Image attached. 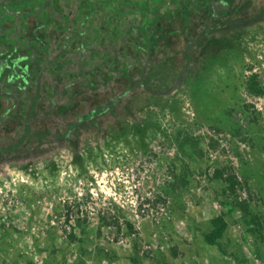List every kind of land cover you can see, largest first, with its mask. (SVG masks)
<instances>
[{"label": "rangeland", "instance_id": "rangeland-1", "mask_svg": "<svg viewBox=\"0 0 264 264\" xmlns=\"http://www.w3.org/2000/svg\"><path fill=\"white\" fill-rule=\"evenodd\" d=\"M43 67L36 135L115 103L0 167V264H264V0H0V140Z\"/></svg>", "mask_w": 264, "mask_h": 264}, {"label": "trees", "instance_id": "trees-1", "mask_svg": "<svg viewBox=\"0 0 264 264\" xmlns=\"http://www.w3.org/2000/svg\"><path fill=\"white\" fill-rule=\"evenodd\" d=\"M184 56L185 59L188 60L186 52L184 53ZM44 70L45 68L43 67L42 71L38 74L34 82V87L32 88L31 93L24 105L25 112L21 120L19 132L8 138L0 140V167L3 164L25 162L38 158L50 151L51 147L48 145H51L52 143L63 145L65 141H67L71 148L77 149L78 139L74 136L73 133L76 130H83L89 127L90 123L93 120L101 116L107 109L111 107L112 103H102L71 122H60L62 126L61 132L36 135L31 130V128L39 120L49 114L51 108L56 104L55 98H52L50 109L42 111L41 108H39L40 96L43 95V91H41V85ZM182 78L183 74L181 71L175 83L179 85ZM140 79V87L144 88L148 92L160 93L156 92L157 90L152 88L149 83L144 82L143 77H141ZM131 87L134 88L133 85ZM3 95L14 99V101L16 100V97L13 94L4 93ZM11 110L12 106L2 113V115L0 116V124L7 116L10 115ZM27 139L37 141L38 143L36 144V146L30 147L26 143ZM44 145H47L48 147L43 148ZM219 234L220 233L215 234V238H218Z\"/></svg>", "mask_w": 264, "mask_h": 264}, {"label": "crops", "instance_id": "crops-1", "mask_svg": "<svg viewBox=\"0 0 264 264\" xmlns=\"http://www.w3.org/2000/svg\"><path fill=\"white\" fill-rule=\"evenodd\" d=\"M143 7H141L140 11L142 12V15H143ZM73 14V13H72ZM74 15V14H73ZM73 22V18L70 19L69 23H72ZM145 23V22H144ZM191 63V62H190ZM191 67V66H190ZM204 67V68H203ZM208 67H211V65L209 64H206V66H202V68H200V71H204L206 69H209ZM188 71H190V68H188ZM186 80H187V75L184 77V79L182 80V82L176 87V89L173 91V93H176L181 87L185 86V83H186ZM171 93V92H170Z\"/></svg>", "mask_w": 264, "mask_h": 264}, {"label": "water", "instance_id": "water-1", "mask_svg": "<svg viewBox=\"0 0 264 264\" xmlns=\"http://www.w3.org/2000/svg\"><path fill=\"white\" fill-rule=\"evenodd\" d=\"M177 86H178V85L173 86V87L169 90V92H167V93L173 92V91L176 89ZM121 98H122V95L116 99V102L119 101ZM114 103H115V102H113V103L111 104V106H112Z\"/></svg>", "mask_w": 264, "mask_h": 264}, {"label": "flooded vegetation", "instance_id": "flooded-vegetation-1", "mask_svg": "<svg viewBox=\"0 0 264 264\" xmlns=\"http://www.w3.org/2000/svg\"><path fill=\"white\" fill-rule=\"evenodd\" d=\"M42 71V70H41Z\"/></svg>", "mask_w": 264, "mask_h": 264}]
</instances>
